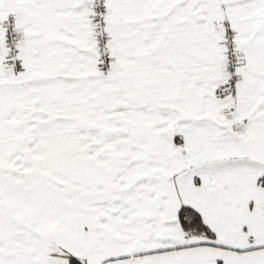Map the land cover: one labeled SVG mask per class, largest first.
Listing matches in <instances>:
<instances>
[{"label":"snow or ice","instance_id":"snow-or-ice-1","mask_svg":"<svg viewBox=\"0 0 264 264\" xmlns=\"http://www.w3.org/2000/svg\"><path fill=\"white\" fill-rule=\"evenodd\" d=\"M0 264H264V0H0Z\"/></svg>","mask_w":264,"mask_h":264}]
</instances>
